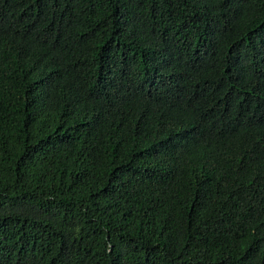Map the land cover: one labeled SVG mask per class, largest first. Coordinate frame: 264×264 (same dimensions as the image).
<instances>
[{"label":"trees","instance_id":"1","mask_svg":"<svg viewBox=\"0 0 264 264\" xmlns=\"http://www.w3.org/2000/svg\"><path fill=\"white\" fill-rule=\"evenodd\" d=\"M0 264H264V0H0Z\"/></svg>","mask_w":264,"mask_h":264}]
</instances>
